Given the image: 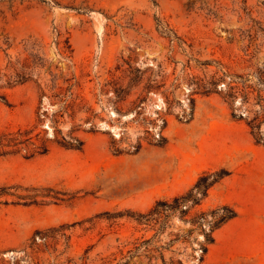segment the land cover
<instances>
[{
	"label": "rangeland",
	"instance_id": "obj_1",
	"mask_svg": "<svg viewBox=\"0 0 264 264\" xmlns=\"http://www.w3.org/2000/svg\"><path fill=\"white\" fill-rule=\"evenodd\" d=\"M259 95L264 0H0V264H163L133 215L206 175L236 216L165 263L264 264Z\"/></svg>",
	"mask_w": 264,
	"mask_h": 264
},
{
	"label": "trees",
	"instance_id": "obj_2",
	"mask_svg": "<svg viewBox=\"0 0 264 264\" xmlns=\"http://www.w3.org/2000/svg\"><path fill=\"white\" fill-rule=\"evenodd\" d=\"M256 104L258 109L254 111V117L247 121V126L250 128L255 142L264 145V133H261L260 130L264 124V99L260 95L256 98ZM77 143V146L73 147L71 144L68 146L78 149L81 142ZM216 182L215 175L203 176L184 195L173 197L167 201H157L147 212L134 214L133 217L137 225L144 226L145 231H152L153 235L148 239L136 240L132 249L128 251V259L133 257L150 259L157 253L162 263L166 264L164 250L171 248L174 244H180L186 249L187 246H191L193 241L198 240L196 233H200L203 239L199 245L201 250L199 262L202 263L209 245L214 241V231L236 216V213L226 206L209 212L201 211L191 214L192 209L200 204V201L207 196L208 190ZM188 203L191 205L189 206ZM175 217L189 227L185 232L169 234L167 242L157 245L161 242L162 234L172 226L171 220ZM171 264H182V261L178 259L175 262L171 261Z\"/></svg>",
	"mask_w": 264,
	"mask_h": 264
}]
</instances>
